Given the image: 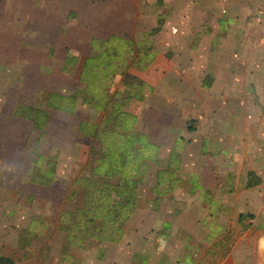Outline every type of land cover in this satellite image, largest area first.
Masks as SVG:
<instances>
[{
  "label": "crops",
  "instance_id": "obj_1",
  "mask_svg": "<svg viewBox=\"0 0 264 264\" xmlns=\"http://www.w3.org/2000/svg\"><path fill=\"white\" fill-rule=\"evenodd\" d=\"M184 1L191 3L181 8L175 16L178 22L170 24V29L166 30L168 23L166 19L170 21V17L164 19L165 15L158 16L164 19V26L154 38L153 63L145 72L130 71L147 83L151 90L144 102L137 103L139 112L134 111L133 104L136 103H132L128 111L136 116V130L147 135L150 142L159 146L161 161L157 164L149 163L144 168L140 186L143 179L148 180L144 185L145 197L142 203L139 186L138 201L134 213L124 227L121 241L107 244L88 241L80 248H73L65 243L66 237L63 233L57 232L56 235L48 233V228L53 226L57 231L58 217L63 210L76 209L67 208V203L71 202L69 195L76 189L73 180L86 165L91 143V140L82 133L80 124L84 122L80 121L81 119L77 124V131L80 133L77 132L73 139H66L62 133L64 127L53 126L51 115L55 113L58 114L57 117L63 119V116H78L81 111H96L79 103L73 115L46 109L48 122L42 135L33 130L31 122L13 115L15 119L30 124L32 135L37 134L40 140L42 138L45 141L42 145L51 144L54 154L48 153L43 156L57 157L58 162L55 178L49 186L30 183L35 159L31 161V169H28V187L22 188L17 185L12 187L14 191L10 198L3 201L1 200L3 191L0 190V256L11 258L14 264H264V105L256 108L250 106V102L233 111L227 99V93L234 81L247 98L249 95L252 97L254 87L255 96L264 99V63L260 65L258 63L260 66L258 68L257 58L245 55L240 60L236 56L234 59L239 63L238 70H233L220 52V49L230 47L228 35L232 21L224 18L226 11L202 9L192 4L194 0ZM139 2L141 3V0H138V3L137 0H128L126 5L123 4L119 8L123 12L133 10L131 16L128 12L125 15H118L125 19L121 25L122 29L127 30L132 23L131 19L142 14ZM200 17L207 19L216 17L217 25L204 24L202 32L200 28L195 27L196 20ZM86 26L101 31L99 22ZM110 36L128 38L118 34H110L106 38H93L90 41L91 55L85 58L93 54L91 43L94 39L107 40ZM262 46L264 37L254 48L258 51ZM212 48L215 49L212 58L207 60L201 55L202 49ZM192 54L197 56L194 57ZM76 57L78 65L73 72L75 74L77 71L75 92L83 88V84L78 81V72L85 60L84 58L79 63V58L77 55ZM248 67L251 68L250 72ZM62 73L69 77L74 75ZM248 75H251L250 78L254 79L255 84L248 81ZM247 82L253 84L250 91ZM194 98L198 100L193 112L202 115L204 122L198 125V119L192 117L189 119L191 121L187 120L179 125L177 121L181 111H188L184 107ZM40 108H44V105ZM219 114L223 116L222 122L217 121ZM232 115L238 119L236 126L239 129L233 125ZM254 116L259 120L258 124L252 122ZM49 126L51 129L56 128L58 132H47L46 128ZM200 129H206L208 133H203ZM232 129L241 130V135L235 136L240 141L237 153L233 152L231 147ZM179 141L183 143L181 162L174 166V170L180 183L157 201V196L153 193L156 187V172L166 166L174 145ZM223 144H226L224 149L217 153L211 152L208 148L203 152V146ZM60 147L68 149L60 151ZM190 151L192 154H188ZM61 153H65L67 159L64 158V154L62 157ZM78 163L82 165L78 167ZM155 166H158L156 171ZM249 172L254 173V181L259 182L247 189L245 182L248 180ZM59 176L66 178L60 181ZM159 189L165 188L161 186ZM80 193L84 196V203L77 208L93 207L95 194L83 192L81 189ZM40 194L42 196H38ZM76 202L78 201L74 204ZM232 214H236V217H233L236 233L232 227L223 226V220L227 218L229 220ZM240 215H243V219L239 223ZM24 230L33 234L30 237L31 245L25 250L19 246V239ZM46 233L49 236H46ZM227 235H230L229 239L222 241L225 248L214 246ZM40 238L41 241L48 242V246L52 245V241L56 242L54 245H58V248H54L53 245L46 249L36 247L35 241ZM253 239L254 245L247 246ZM238 243L242 244L239 251ZM226 248L228 252L225 254ZM234 252H237L238 261L231 257ZM220 253L224 257L217 262L216 255Z\"/></svg>",
  "mask_w": 264,
  "mask_h": 264
},
{
  "label": "rangeland",
  "instance_id": "obj_2",
  "mask_svg": "<svg viewBox=\"0 0 264 264\" xmlns=\"http://www.w3.org/2000/svg\"><path fill=\"white\" fill-rule=\"evenodd\" d=\"M127 1L0 0V190L3 191L2 201L10 198V194L14 191L12 187L16 185L22 188L28 187V169H31V161L35 160L38 154H54L51 144L42 145L45 141L42 138L40 140L37 134L32 135L30 124L15 119L13 111L19 104L43 107V100L51 92L66 95L74 94L77 86V71L75 74L72 73L74 74L72 77H69L60 70L66 50L77 55L79 63H81L86 56L91 55V39L106 38L110 34L123 35L128 38L133 36L138 39L140 32L153 28L157 23L158 16L163 15H165V17L163 16L164 19L170 17V21L166 19L168 22L166 30H168L171 28L170 24L178 22V18L175 16L181 11V8L191 3L190 1L186 3L184 0H141V3H139L142 6L140 10L142 14H138L137 17L131 19V25L125 30L121 26L125 19L118 17V15H125L127 12L130 13L129 16L132 15V9L127 12L119 10L123 4H127ZM192 4H196V7L216 12L224 9L225 13H227L224 14V18L231 19L233 28H230L228 35L230 44L228 46L230 47L222 48L220 52L227 59V64L233 70H238L239 63L234 59L236 56L239 59L245 55L257 58L258 68L260 64L264 63V46L259 48L258 51L254 48L264 37V0H194ZM216 20V17L214 19L200 17L196 20L195 27L200 28L199 30L204 32L203 27L206 24L216 26ZM95 22H99L101 31H97L98 29L96 28L90 29V26H86V24ZM133 25L134 27L132 28ZM157 40L159 41V38ZM192 52L194 53V51ZM214 52L215 49L213 48L202 49L201 55H204L208 60L214 56ZM192 56L195 57L197 54H192ZM248 69L250 72L251 68L248 67ZM205 72H207V68ZM250 74L252 75V73ZM250 76L248 75V81L250 80L255 84L254 79L250 78ZM238 78L239 76L236 77L237 80ZM234 83L235 81L227 93V99L233 111L248 105L250 102V106L256 108L264 105V99L255 96L254 87L251 92L252 97L249 95L250 97L247 98L244 91ZM252 83L247 82L249 91L251 89L250 86L253 85ZM196 100L198 99L189 100L188 105L184 107L188 111H181L177 121L179 125L181 123L184 124L187 120L191 121L189 119L192 117L198 119V125L204 122L202 115L193 112ZM133 105L134 111L139 112V105L137 103ZM57 116L58 114L52 113V125L63 126L62 133L66 139H73V137L77 136L79 119L84 123L95 122L100 119V114H97L96 111L90 112V110L88 112L81 111L78 116L74 117L63 116V119H61V117ZM217 116V121L222 122V114ZM255 117L252 122L258 124L259 120ZM231 119L233 125L239 129L236 126L238 119L234 115H232ZM51 126L46 128L47 132H58L56 128L51 129ZM200 131L208 133L206 129H200ZM230 134L233 137L231 138L232 150L237 153L240 149V141L235 136L239 137L241 130L232 129ZM80 140L82 142L83 138ZM225 145L203 146V152L204 149L208 148V150L211 149V152L217 153L223 150ZM67 149L68 147L66 149L65 147H60L59 150L67 151ZM72 152H74L73 148ZM61 154L64 157L65 153ZM188 154H192V152L190 151ZM64 158L67 159V156L65 155ZM190 159L191 155L189 156ZM81 165L78 163V167ZM60 169H62V166ZM157 169L158 166H155L154 170L156 171ZM60 175L63 174L60 173ZM63 178H66V176H59L60 181H63ZM147 181L143 179L140 186L142 203L145 197L144 185ZM38 196H42V194ZM70 197L69 201L73 204L67 203V208H77L84 203V196L80 193V189L79 191L73 190L69 195ZM75 201L78 202L74 204ZM233 217H236V214H232L229 220H227L228 218L226 219L227 221L223 220V226L224 228L232 227L234 233H236L237 229ZM57 232L59 231H56L54 226L48 228L49 234L56 235ZM49 234L46 233V236H49ZM41 240L42 238L35 241L36 247L40 246L41 249H46L53 245L54 248H58V245H54L56 242L52 241V245L48 246V242ZM254 240L249 242L247 246H253ZM241 245L238 243V251ZM231 257L233 260H239L237 252H234ZM221 258L223 257L218 256L216 261L221 260Z\"/></svg>",
  "mask_w": 264,
  "mask_h": 264
},
{
  "label": "trees",
  "instance_id": "obj_3",
  "mask_svg": "<svg viewBox=\"0 0 264 264\" xmlns=\"http://www.w3.org/2000/svg\"><path fill=\"white\" fill-rule=\"evenodd\" d=\"M164 19L159 17L156 27L143 32L138 39L110 36L107 40L92 41V56L80 65L78 81L83 88L73 95L51 92L43 100L44 108L19 104L13 115L32 123L33 130L42 135L48 122L46 109L73 115L77 105L89 106L100 114L96 123H81L82 133L91 140L87 162L73 180V186L95 194L93 207L81 206L63 210L58 217L57 231L66 237L65 243L80 248L85 242L118 243L124 227L135 210L144 168L149 163H160L159 146L135 128L136 116L128 111L132 103H142L151 87L130 71L145 72L155 59L154 38L161 32ZM77 57L67 50L61 71L72 74L77 68ZM120 87V88H119ZM182 141L177 142L163 169L156 172L153 193L157 201L169 194L180 183L174 166L181 162ZM57 157L39 155L30 183L41 186L52 184L57 168ZM245 188L258 184L254 173L247 174ZM163 186L165 189H159ZM75 189V190H76ZM243 219L240 215L238 222ZM248 229V227H245ZM30 231H22L19 246L31 245ZM224 236L214 245L225 248ZM228 249H225V254ZM224 257L223 254H217ZM219 262V260L217 261ZM0 264H14L11 258L0 256Z\"/></svg>",
  "mask_w": 264,
  "mask_h": 264
}]
</instances>
